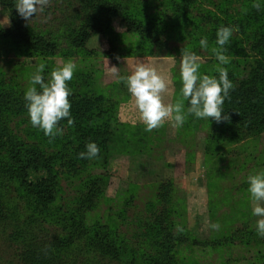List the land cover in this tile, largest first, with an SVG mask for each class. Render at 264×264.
<instances>
[{"label": "rangeland", "instance_id": "374dc122", "mask_svg": "<svg viewBox=\"0 0 264 264\" xmlns=\"http://www.w3.org/2000/svg\"><path fill=\"white\" fill-rule=\"evenodd\" d=\"M107 1L118 4L125 15L112 19L117 35L107 33L117 48L116 64L105 54L109 46L104 36L90 40L84 50L70 45L68 37L89 14L78 0H50L45 12L29 21L16 10L31 36L55 44L54 54L33 55L13 41L0 40V91L7 100L0 106L6 135L0 153L5 144L40 150L51 158L58 186L51 207H36L11 178V164L7 168L8 160L2 159L0 264H25L20 258L28 244L33 246L30 253L49 264H73L77 257L82 264L87 258L91 261L86 264H102L93 260V253L67 244L68 232L88 228L108 233L114 255L125 264H264V237L256 234L258 217L251 214L247 191V177L264 170V5L256 9L253 0ZM124 18L154 25L166 46L127 34ZM10 25L8 10L0 7V29ZM232 25L238 31L224 46L230 62L221 66L233 88L223 109L248 118L261 104L253 119L255 130L243 135L228 120L188 115L181 127L166 120L145 131L127 86L116 82L110 67L125 76L138 63L155 67L171 81L163 101L175 103L181 98V56L194 52L200 57L199 71L218 76L211 49L217 29ZM202 36L208 40L206 49L199 46ZM69 59L76 64L68 81L74 124L62 119V135L46 137L30 124L23 93L36 65L45 64L47 81L51 70ZM93 140L102 142L99 161L79 158ZM210 222L220 229H210Z\"/></svg>", "mask_w": 264, "mask_h": 264}, {"label": "clouds", "instance_id": "9594fccd", "mask_svg": "<svg viewBox=\"0 0 264 264\" xmlns=\"http://www.w3.org/2000/svg\"><path fill=\"white\" fill-rule=\"evenodd\" d=\"M50 0H15V8L26 21L42 14L48 7ZM264 5V0H253L252 6L256 9ZM242 11H244L242 9ZM238 31L237 25L221 26L216 31L215 45L211 49L218 61L217 75L202 74L200 57L194 52L186 51L181 56L180 72V99L175 103H165L163 94L169 91L171 81L158 73L155 67L138 63L129 75H120L116 66L110 67L115 74L116 82H123L134 100L145 131L161 127L165 121H170L173 127H181L188 115L195 118L207 119L219 123L227 121L229 116L224 113L223 104L228 98L233 83L228 77V70L221 65H227L230 60L224 53V48L230 42L233 33ZM201 49L208 48L207 37L199 39ZM45 64L36 65L29 78V86L23 93L25 108L27 109L30 124L41 130L46 137L55 138L62 135L63 129L58 126L62 119L72 126L74 119L71 115V103L68 97L72 94L68 81L73 77L76 64L71 60L51 70L47 81L43 77ZM38 86V88H37ZM185 101L187 107L185 108ZM85 151L79 152L81 159L98 158L100 147L89 141ZM250 198L253 202L251 214L258 219L255 222L256 234L264 237V170L257 171L247 177ZM209 228L215 231L220 229L217 222H210ZM177 231L183 228L177 225Z\"/></svg>", "mask_w": 264, "mask_h": 264}, {"label": "trees", "instance_id": "16d2710c", "mask_svg": "<svg viewBox=\"0 0 264 264\" xmlns=\"http://www.w3.org/2000/svg\"><path fill=\"white\" fill-rule=\"evenodd\" d=\"M78 2L89 12L85 23H83L76 32L71 34L68 39L70 45L76 50L86 49V45L90 40L98 36H104L107 38V33L117 35L113 26L112 19L124 17L123 11L118 4H110L107 0H78ZM15 0H0V7L6 8L9 12L11 25L9 28L0 29V40H10L18 45H21L33 55H51L56 52L55 44L43 37L31 36L24 28L20 18L16 14ZM101 13V14H100ZM103 19V20H102ZM123 25L127 34L140 35L148 39L152 44L165 47L166 43L162 42L157 37V30L154 25L140 24L132 18H124ZM108 39V38H107ZM109 49L105 52L106 56L113 64L117 62V48L114 43L108 39ZM7 102L5 96L0 91V106L1 103ZM262 105L259 104L257 110ZM255 109V108H254ZM257 110L250 114L247 118L245 115L239 113H226L229 116L228 121L235 124L243 133L248 135L255 130L253 119L257 118ZM262 114L264 115V108ZM247 118V119H246ZM263 123V117L260 118ZM62 128L61 122L58 124ZM6 137L5 130L0 122V142L1 138ZM5 139V138H4ZM97 143L101 149L102 142L98 143V140H93ZM10 145V144H9ZM4 145L3 149L5 153H0V165L2 159L5 158L8 161H4L8 168V163L11 167V178L15 181V184L23 187L27 190L32 197L36 207L47 208L51 207L58 195V186L56 181V175L53 170L52 160L47 157L43 152L34 148L23 147L17 149L14 146ZM100 153L98 156H100ZM97 160L98 158H93ZM99 161V160H97ZM1 196V194H0ZM37 219V217H35ZM74 233L76 236L72 237ZM68 232L67 244L79 247V249L73 248V250H79V252L93 253V260L102 264H125L117 258V254L114 255V247L111 245V237L107 234H98L93 229H86V231L75 230L74 232ZM73 238L75 241L73 242ZM28 248L24 249L22 254V262L25 264H49V260L42 257L40 254L33 255L30 253V249L33 247L31 244L26 245ZM85 250V251H84ZM88 253V254H89ZM90 257V256H89ZM76 261L73 264H82L81 259L73 258L71 261ZM90 259H85L83 264L90 262ZM130 264H133L129 262ZM151 264H163L161 261H153Z\"/></svg>", "mask_w": 264, "mask_h": 264}]
</instances>
